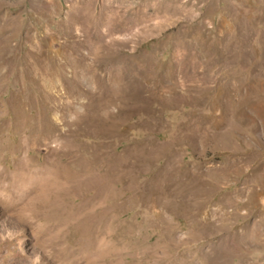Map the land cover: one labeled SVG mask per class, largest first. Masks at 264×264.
<instances>
[{"label":"rangeland","instance_id":"1","mask_svg":"<svg viewBox=\"0 0 264 264\" xmlns=\"http://www.w3.org/2000/svg\"><path fill=\"white\" fill-rule=\"evenodd\" d=\"M0 264H264V0H0Z\"/></svg>","mask_w":264,"mask_h":264}]
</instances>
